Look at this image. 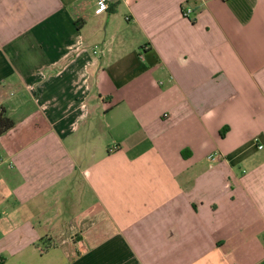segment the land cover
<instances>
[{
	"label": "crops",
	"instance_id": "0c3cea01",
	"mask_svg": "<svg viewBox=\"0 0 264 264\" xmlns=\"http://www.w3.org/2000/svg\"><path fill=\"white\" fill-rule=\"evenodd\" d=\"M95 4L0 0V264H264V0Z\"/></svg>",
	"mask_w": 264,
	"mask_h": 264
},
{
	"label": "built area",
	"instance_id": "2783aa9c",
	"mask_svg": "<svg viewBox=\"0 0 264 264\" xmlns=\"http://www.w3.org/2000/svg\"><path fill=\"white\" fill-rule=\"evenodd\" d=\"M108 10H109V0H96L95 9H94L95 15H102L106 13ZM182 13L185 18L189 19L193 14V10L191 8H186L182 11ZM97 52L98 50L94 49V54H96ZM210 159H212L211 156Z\"/></svg>",
	"mask_w": 264,
	"mask_h": 264
},
{
	"label": "trees",
	"instance_id": "16d2710c",
	"mask_svg": "<svg viewBox=\"0 0 264 264\" xmlns=\"http://www.w3.org/2000/svg\"><path fill=\"white\" fill-rule=\"evenodd\" d=\"M13 127L14 122L6 115L5 112H0V135H3L4 133L8 132Z\"/></svg>",
	"mask_w": 264,
	"mask_h": 264
}]
</instances>
